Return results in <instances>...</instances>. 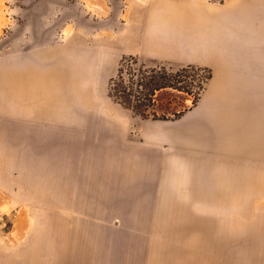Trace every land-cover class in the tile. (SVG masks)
<instances>
[{
	"label": "rangeland",
	"instance_id": "rangeland-1",
	"mask_svg": "<svg viewBox=\"0 0 264 264\" xmlns=\"http://www.w3.org/2000/svg\"><path fill=\"white\" fill-rule=\"evenodd\" d=\"M80 1L0 0V264H264V108L253 103L246 112L234 110L232 94L220 111L231 116L212 121L214 111L204 105L213 76L208 66H200L211 78L196 104L186 92H158L153 111L165 118H142L109 95L120 61L113 75L93 78L103 100L101 116L120 119L118 145L140 143L128 160L155 169L157 180L129 186L162 188L158 199L141 200L139 188L127 191L119 181L126 168L122 152L110 157L116 164L108 168L92 155L90 180L74 183V189L64 188L70 184L63 174L53 180L52 157L37 151L30 156L26 147L36 143L24 141V95L16 98L8 71L26 69L32 53L66 42L74 23L70 12ZM141 60L146 69L187 65ZM190 83L188 75L184 84ZM235 134L245 136L241 149L234 147ZM101 172L107 183L98 181Z\"/></svg>",
	"mask_w": 264,
	"mask_h": 264
},
{
	"label": "crops",
	"instance_id": "crops-1",
	"mask_svg": "<svg viewBox=\"0 0 264 264\" xmlns=\"http://www.w3.org/2000/svg\"><path fill=\"white\" fill-rule=\"evenodd\" d=\"M78 4V9L70 12L74 23L69 22L66 42L38 49L30 55L26 69L8 71L14 79V92L19 93L16 98L24 95V141L36 143L26 148L31 157L35 151L37 156L52 157L53 180L63 174V181L70 184L64 188L74 189V183L90 180L87 168L92 155L108 168L116 164L110 157L122 152L120 164L126 168L119 181L127 184L126 190L139 188L141 200L162 196V188L157 186H129L157 180L151 176L155 169L141 159L136 165L135 158L128 160V151L139 150L140 143L119 146L120 119L101 116L103 100L97 98L93 78L113 75L124 54L212 68L211 88L204 103L207 110L216 112L212 121L220 123L231 116L220 111L227 108L222 100L232 94L234 110L246 112L253 103L264 108V0L223 4L207 0H83ZM87 114L97 117L91 121ZM94 134L96 138L90 137ZM159 136L174 140L172 134ZM102 174L98 181L107 183V173L105 177Z\"/></svg>",
	"mask_w": 264,
	"mask_h": 264
},
{
	"label": "trees",
	"instance_id": "trees-1",
	"mask_svg": "<svg viewBox=\"0 0 264 264\" xmlns=\"http://www.w3.org/2000/svg\"><path fill=\"white\" fill-rule=\"evenodd\" d=\"M204 71L205 67L192 64L174 71L162 65L146 69L138 55L124 54L115 75L110 79L109 95L142 118H165L164 115L158 117L153 111L158 92L166 88L186 92L193 96V104H196L211 78V71ZM188 75L193 77L189 87L184 84Z\"/></svg>",
	"mask_w": 264,
	"mask_h": 264
},
{
	"label": "bare ground",
	"instance_id": "bare-ground-1",
	"mask_svg": "<svg viewBox=\"0 0 264 264\" xmlns=\"http://www.w3.org/2000/svg\"><path fill=\"white\" fill-rule=\"evenodd\" d=\"M17 94H19V93H17ZM247 124H248V123H247ZM247 124H246V125H247ZM250 128H251V127H250ZM259 129H260V127H259ZM249 134H250L249 136L252 138V137L254 136V132H253V130L250 129ZM235 135H237V134H235ZM235 135H234V136H235ZM251 135H253V136H251ZM237 136H238V135H237ZM259 136H260V135H259ZM243 137H245V136H242V137H239V136H238V137H235V138L233 137V138H234V139H233V142L236 143V145H234L235 148L240 147L243 143L246 142V141H245V138H243ZM246 137H248V136H247V133H246ZM251 138H250V139H251ZM248 139H249V138H248ZM253 140H254V138H253ZM253 140H252V141H253ZM261 140H262V139H261ZM247 141H248V140H247ZM249 141H250V140H249ZM249 141H248V142H249ZM252 141H251V142H252ZM255 141L257 142V139H256V138H255ZM259 141H260V140H259ZM263 141H264V140H263ZM261 142H262V141H261ZM262 143H263V142H262ZM258 144H260V142H258ZM258 144H257V145H258ZM251 145H252V143L250 144V146H251ZM260 146H261V145H260ZM260 146H259V147H260ZM262 147H264V146L262 145ZM246 148H248V147H244V148H242V149L245 151ZM249 148H250V147H249ZM239 149H241V147H240ZM250 149H251V148H250ZM250 149H248V150L250 151Z\"/></svg>",
	"mask_w": 264,
	"mask_h": 264
}]
</instances>
